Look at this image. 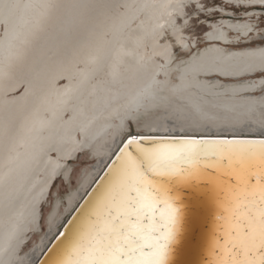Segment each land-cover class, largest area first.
<instances>
[{
	"label": "bare ground",
	"instance_id": "1",
	"mask_svg": "<svg viewBox=\"0 0 264 264\" xmlns=\"http://www.w3.org/2000/svg\"><path fill=\"white\" fill-rule=\"evenodd\" d=\"M133 1L77 0L73 5L72 12L67 16L64 14L53 30L47 29L49 37L55 35V39L53 37L49 39L47 36L48 42L61 40V45H66L67 50L72 49L74 45L78 46L71 51L70 56L73 57L69 68V78L68 80H58L59 82L56 81L53 84L48 83L50 79L48 74L39 79H34V81L43 83V86L37 90L30 100L28 99L27 105L17 112L16 118L14 117L15 127L12 137L15 138L12 139L13 146L11 148L8 149L10 140L3 141L4 137L0 134V145L3 142L4 149H8L0 153V159L13 155L19 158H16V163H12L11 166L26 161L27 157L21 156L20 149L14 151L13 147H17V145L24 146L29 138L25 139L23 136L30 135L38 125H44L47 131L50 129L54 132L57 131L53 139L58 140L61 135L66 144L62 145L63 151L75 149L72 155L88 153L92 157V162H96L88 169L89 172L86 171L81 177L79 183L85 179L86 186L79 199L68 205L70 210L65 216L63 215L64 217L62 214L57 215V217L61 216L60 219H63L61 226L97 179L106 163L111 159L121 142L122 136L126 133L124 132L126 126H123V124L128 119L136 124L138 129L136 132H138L141 130L137 126L138 121H150L159 115L167 118L172 116L174 112L181 111L183 113L181 119L173 120L170 125L166 124L162 127L172 131L176 129L175 131L179 132L187 131L209 135L208 137H212L210 134H222L221 136L264 134V75L256 80H242L250 78L256 73H264V45L241 50L229 51L225 49L223 46L238 45L240 43L239 39L247 36L248 30H244L239 25L220 21L215 23L217 25L211 26V23L206 25L208 31L202 36L201 42L208 46L196 50L198 40L189 39L184 34V27L178 25L179 21L177 24L171 25L175 20L173 13H176L179 9H185V4L190 6V1L194 2L193 0H183L184 6L182 8L180 0H138L136 3ZM23 5L24 0H0V23H3V25H0V37L3 36L6 30L7 20L5 17L9 19L17 15L20 16L16 9H22ZM142 5L149 11H155L156 14L161 13V17L156 15L157 18L153 22L147 18L144 24V22L141 23L144 19L142 20V16H140L137 19L138 21L131 22L119 34L121 31L118 30L120 28L119 24L123 23L124 17ZM82 9H90L89 13H96L95 20L105 18L99 25L97 22H90L93 26H97L93 37V40H96L93 48L101 51L117 41L115 51L118 53L127 52L128 54L129 58H125V62L123 61L121 64L125 69L119 67V71L114 76V81H117L114 83V88L109 85L107 78V75H110L108 69L110 70L113 67V60H109L106 69L95 74L89 81L86 72L90 70V67L83 66L82 62H79V64L72 63L77 59H89L93 54V51L88 49L87 44L82 45V49H80L82 42L85 40L83 36L85 30H80V36L72 43V46L70 42L77 35L74 34L71 37L72 32L75 31H73L74 19ZM102 9H105V11L99 13ZM25 10H22L24 14L19 17V20L20 18H22V21L24 20L27 15ZM55 10H46L43 15L38 17V20L36 19L34 30L30 31L29 38L26 37L22 40L17 50L32 51L31 49L38 47L40 36L44 33H42V29L50 25ZM149 11L147 15L150 17L152 11ZM139 23H141L140 26ZM166 23L171 26L172 31L177 32L176 41L170 38V35L163 37V39L159 38L162 34L166 36L167 31L171 33L169 30H166V32L161 30L157 37L148 39L137 34L139 30L142 33L152 27L155 29L164 27ZM19 24L20 21L16 24V27ZM106 29H109V31L100 35ZM121 40L126 42V48L124 49L119 47ZM66 41L70 43L67 44ZM137 42L139 44H134ZM171 42L175 43L181 54L187 55L185 59L178 63H175L176 56L171 48ZM164 52H168L167 55L163 56ZM158 56L161 58H158ZM64 60L60 63L62 67L66 64V60L65 62ZM13 61L10 60L8 63L12 64ZM28 62L29 59L21 68L27 67ZM46 62L50 63L48 60ZM50 64H48L49 67ZM193 73L197 74L198 77H192L191 74ZM61 76L58 75L56 78H61ZM12 78L14 79V77ZM12 78L8 79L5 78V75H1L0 87L1 85L6 86L8 83V85L13 84L15 79ZM86 78L87 84L85 82ZM204 84L208 87L205 88ZM24 92V87H18L14 93L5 96L3 100L18 102L22 100ZM257 94L259 95L257 96ZM0 102H2L1 97ZM183 102L185 105H183ZM68 108L74 110V115L73 113L71 115L70 111L65 113ZM42 111L44 112L42 113ZM69 117L72 119H69ZM153 121L156 122V119ZM19 122H25V126L23 129H19L18 132L16 130ZM173 124L177 127L173 128ZM146 129L143 130L147 132ZM114 136L117 137L118 141L113 145L111 139ZM70 155L65 156L64 159H57L54 154H45V158L42 155L44 159L41 157L42 159L37 160L40 165H45L52 175L46 183L35 188L33 194L44 190L52 182L56 173L62 171L60 177L68 174L69 170L67 166L65 167V161L71 157ZM62 168L64 169L62 170ZM2 172L3 169H0V174ZM40 178L38 174L33 177L35 182H39ZM27 206V203L23 204V209H25L22 220L23 225L13 224L9 241L18 233L21 227H24L25 231H30V225H27ZM4 213L5 211L2 212V214ZM59 229L60 227L54 233H57ZM51 239L52 235L46 234L29 254L21 258L15 256L18 262H13V264H30L34 256H36L34 259L36 261Z\"/></svg>",
	"mask_w": 264,
	"mask_h": 264
},
{
	"label": "snow or ice",
	"instance_id": "2",
	"mask_svg": "<svg viewBox=\"0 0 264 264\" xmlns=\"http://www.w3.org/2000/svg\"><path fill=\"white\" fill-rule=\"evenodd\" d=\"M137 126L43 264H180L193 244L202 264H264V139Z\"/></svg>",
	"mask_w": 264,
	"mask_h": 264
},
{
	"label": "water",
	"instance_id": "3",
	"mask_svg": "<svg viewBox=\"0 0 264 264\" xmlns=\"http://www.w3.org/2000/svg\"><path fill=\"white\" fill-rule=\"evenodd\" d=\"M76 1L77 0H24V5L22 6V9H26L25 11H27V15L25 16L24 20L17 26L15 31L14 32L12 31L13 33L9 37H7V40H5L3 48L0 51V76L5 75V78L9 79L14 77L15 79V82L13 84L6 86L1 85L0 87V97L2 98V102H0V107H1L0 134L4 137L3 141L10 140L9 141L10 143L8 142L9 143L8 149L9 147L11 148V146H13L11 142L13 141L12 139L14 137V136L12 137V135L14 134L13 131L15 127L14 117L16 118L17 112L20 109H22L25 105H27L28 99L30 100L31 97H33V95L37 92V90L41 89L43 86V83L34 81V79H39L48 74L50 76L48 83L53 84L58 80H68L69 78V68L71 65L70 64L72 60L71 58L73 57L70 56L71 51L72 49H76L78 46L74 45L72 49L67 50L66 45H61L62 43L61 40L59 41L51 40L50 42H48L47 38L49 37V33L47 29H49L50 31L51 29L53 30V28H55L58 21L63 17L64 14L65 16H67L70 12H72L73 5L75 4ZM136 1L138 0H134L133 2L136 3ZM143 5L137 9H134L132 13L130 14L128 13L127 16L124 17L123 23L121 22L122 24L121 23L119 24L120 28L118 30H121L119 34L122 31H124L131 22L138 21L137 19L140 16H142V20L144 19V21H142L141 23L144 22L145 24L147 18L148 20L150 19V21L153 22V20H155L157 17L161 15V13L156 14L155 11L152 10L149 11L148 9H145V6ZM51 9L54 10L56 9L55 12L53 13L54 15L52 14L53 20L52 22H50L49 26L43 27L42 33L43 32L44 33L40 36L38 47L37 46L34 47V49H31L32 51L17 50L18 45H21L20 43L22 42V40L26 39V37H28L29 34H31L30 31L34 30L38 17L40 15H43L46 10H51ZM184 10L185 9H179L176 13H173V16H175V20L171 23V25L172 24L175 25L177 24L178 21H180V23L178 24L180 27L182 28L184 27V29L185 27H187L188 24H185L184 21L188 19L184 18ZM103 11H105V9H102V11H100L99 13H102ZM148 11L149 12L152 11L150 13V17L149 15H147L149 14ZM216 11H218L223 17L225 15L228 18H231V15H229L224 11L222 12H220L219 10ZM89 12L90 9H82L81 12L76 17L78 20L76 18L74 19L75 24H73L74 25L73 31L74 30L75 31L72 32L71 37H73L74 34L77 35L72 40H70V42L72 46V43L75 42L77 38L80 36L79 34L81 33L80 30H85L83 35L85 40L84 42H82L80 49H82V45L87 44V46H89L88 49L93 51V54L89 59L86 60L77 59L75 61L76 63L74 61L72 63L79 64V62H82L81 64H83V66L90 67V70L86 72L89 81L92 77H94L95 74L99 73L103 69H106L107 62L109 60H113L114 61L113 67L110 70L108 69L110 75L109 76L107 75V78L109 81L108 82L109 85L114 88L115 87L114 83L117 82L114 81L115 80L114 76L119 71V67L121 68L123 67V65L121 66V64L125 60V58H129V57L127 52L118 53L115 51V44L117 41L116 42L114 41L109 47L101 51L100 49L96 50L97 48H93V46L95 45L94 41H96L93 40V37L95 35L97 26L96 27L93 26L90 22L92 21L97 22V24L99 25L100 22L105 20V18L101 20H95L94 18L97 16V14L89 13ZM254 14H260L264 16V11L251 10L243 15V19L245 15L249 16ZM251 17L253 16H250V18ZM141 23H139V26L141 25ZM0 25H3V23L1 22ZM109 29H106L100 35L105 34V32L109 31ZM161 30H164L165 32L166 30H169L171 33L167 31L166 36L162 34L161 36H159V38L163 39V37H167L168 35H170L169 37L173 38V40L176 41L177 32L172 31L171 26L168 25V23H166L164 27H158L156 29L152 27L146 31H143L142 33L140 32L141 30H139L138 31L139 33L137 34L140 37L142 36L143 38H147V39L150 37L155 38L161 33ZM51 37L55 39V35L50 36L49 39ZM70 42L66 41L67 44H69ZM138 42L140 43V41ZM138 42L134 44H139ZM119 43H120L119 47L121 49L126 48L125 41L121 40ZM171 48L173 49V52H174V48L178 50V47L175 45L174 42H171ZM77 51L79 50L77 49ZM167 53L164 52L162 55L163 56L165 54L167 55ZM158 58L161 57L158 56ZM27 59H29L27 67L24 66L22 69L21 66L25 64ZM64 59L66 60V64H64L62 67V64L60 63ZM10 60H14L12 64L8 63L10 62ZM46 60H48L51 64L47 63ZM48 64H50V67ZM123 69L125 68L123 67ZM58 75H62L61 78H56ZM86 81L87 78L85 82ZM18 87H24L25 90V92L23 93L22 100L18 102H7L3 100L5 96L14 93V91L17 90ZM68 111L71 112V115L72 113L74 115V110L72 111L71 108H68L66 109L65 113H67ZM43 112L44 111H42V113ZM71 117H69V119H72ZM24 123L19 122L16 131L19 132V129H23V127L25 126ZM56 133L57 131L54 132L51 129L48 131L45 130L44 125H38L35 131L31 132L30 135L26 134L25 136H23L25 139L29 138L28 141L25 142L24 146L17 145V147L16 146L13 147L14 151H16L18 148L20 149L19 152L21 151L22 154L21 156L27 157L26 161H24L21 164H16L11 166L12 163H16L17 159H19L17 157H14L15 155L4 159L2 158V160L0 159L1 160L0 169L1 170L3 169L2 174H0V214H1L0 219L3 220V221L0 220V264H9V263L13 264L15 256L18 255L22 246L25 244L28 235L33 231V229L36 228V225L38 224L40 219L41 207L47 201L54 183L61 175L62 171L56 173L52 182L49 183L44 190L39 191L36 194H33L35 188H38L42 186L44 183H46L51 178L52 175V173H50L49 170L46 169V166L40 165L37 160L40 159L42 155H44L45 158V154L46 155L54 154L55 158L57 159H64L65 156L71 154L70 155L71 157H69L65 161V167H66L71 161H73L78 156V154L72 155L75 149L71 151L68 150L63 151L62 145L63 144L66 145V144L61 138V135L58 140L53 139ZM221 135L222 134H210V136H212L211 138H228V139L236 138V139H252V140L264 139V134L239 135V136L236 134L231 136L229 135L221 136ZM204 136L208 137L209 135H204ZM4 147L5 145L2 142L0 145V153L8 150L7 148L4 149ZM114 153L111 159H109V161L106 163L101 173L98 175L97 179L87 190L86 194L81 198L75 209L72 211V213L69 215V217L66 219V221L63 223V225L60 227V229L57 232L67 231L68 227L70 226V222L79 214L80 206L84 205L87 202V200L90 198L93 190H95L102 184L103 182L102 178L104 177L105 173H107L110 170L109 167L107 166L111 163V160L115 159ZM64 168H62V170ZM37 174L41 177L39 182H35L33 179V177ZM24 203H27L28 205L27 225H30V231L29 230L25 231L26 229H24V227L23 228L21 227L18 233L14 235V237H12L11 240L9 241V235L13 231V224L17 223L23 225L22 220H23V214L25 213V209H23ZM3 211H5L4 214H2ZM56 243L57 241L52 238L50 243L46 246L40 257L36 261H39L40 264H43L45 260H48L50 257L49 250L52 249ZM178 260L180 261V264H202L201 256L198 250L196 249L195 244L189 246L178 257Z\"/></svg>",
	"mask_w": 264,
	"mask_h": 264
},
{
	"label": "rangeland",
	"instance_id": "4",
	"mask_svg": "<svg viewBox=\"0 0 264 264\" xmlns=\"http://www.w3.org/2000/svg\"><path fill=\"white\" fill-rule=\"evenodd\" d=\"M200 6L202 9H195L192 6V7H186L184 10V18L188 19V25L184 30V34L189 39L191 38V39L198 40V47L196 50H201L204 47L208 46L206 44H202L201 42L202 36L204 35V33L207 32V28L205 26L208 23H212L211 26L217 25L215 24V22H218L220 19L223 18L221 14H218L215 12L216 10H219L220 12L224 11L228 13L229 15H231V18L229 19L236 20V21L244 20L243 15L251 10L264 11V9H259V8L257 9L256 8L243 9L241 7L233 8L232 4H223L220 2V0H203ZM16 10L20 16L24 14V11L22 12L23 9H16ZM20 16L17 15L9 19L5 17V19L7 20L6 30L4 31L3 36L0 37V49L3 47L5 40H7V37H9L17 28L16 24H18L19 21L20 23L22 22V18H20L19 20ZM260 18L261 19L257 22L258 28L264 29V16ZM246 20L254 21L256 20V18L251 17ZM178 23H180V21ZM263 45H264V36L262 37L261 40H258L252 43L241 42L238 45L223 46V47L231 51V50H241L245 48H255V47H259ZM196 50H194V52H196ZM174 55L176 56L175 63H178L187 57V55L181 54L180 51L177 50L176 48H174ZM263 75L264 73H256L254 76L250 78H244L242 80H245V81L256 80L257 78H262ZM191 76L194 78L198 77V75L195 73L191 74ZM203 86L205 88L208 87L206 84H204ZM258 95L259 94H257V96ZM183 105H185L184 102H183ZM182 116H183V113L181 111H178V112L176 111V113L174 112L172 116L170 117L166 118V117L159 115L154 119H156V123L160 124L161 126H164L166 124L170 125L173 120L181 119ZM153 120H150V121H153ZM145 121H149V120H145ZM128 125H131V131L136 132L138 130L136 128V124L133 123L131 119H128L123 124V126H126V130L125 131L123 130L124 132H127L129 130ZM163 129L164 127L161 128V130ZM146 130L148 131V129ZM111 141L114 145L115 142L118 141V139L116 136H114L111 139ZM94 159L95 157L93 158V161ZM95 164L96 162H92L91 155H89L88 153H83V154H79L73 161H71L67 165V168L69 170L68 174L65 176L59 177L57 181L54 183L47 201L41 207L40 219H39L38 224L36 225V228L33 229V231L28 235L25 244L22 246L21 250L19 251L17 255L18 257L16 256V258H21L29 254L33 249H35L36 245L39 244L40 240L46 234L52 235L56 231L57 227L52 228L51 232L49 231L50 219L55 218L57 225H60L62 223L63 219H60L61 216L57 217V215L62 214V216L63 215L65 216L70 210V208L68 209V205L71 202H74L75 200L79 199V197L82 194V191L84 190L86 186V182L84 181L85 179H83L81 183H79L81 180V177L84 175V173H86V171L89 172L88 169H90L91 166ZM16 258L14 262H18ZM35 258L36 256H34L33 260H31V263L34 261Z\"/></svg>",
	"mask_w": 264,
	"mask_h": 264
},
{
	"label": "flooded vegetation",
	"instance_id": "5",
	"mask_svg": "<svg viewBox=\"0 0 264 264\" xmlns=\"http://www.w3.org/2000/svg\"><path fill=\"white\" fill-rule=\"evenodd\" d=\"M193 1L194 2L190 1V3H191L190 6L185 5V8L193 6L195 9H202L200 6V3H202L203 0H193ZM220 2L223 4H232L233 8L241 7L243 9H251V8L264 9V3H262L261 0H220ZM215 12L220 14L218 11H215ZM250 16L255 17L256 20H254V21L246 20L247 18H250ZM260 17H262V15H260V14H254V15H249V16L245 15L244 20L236 21V20L229 19L227 16H224L218 22L222 21V23L235 24L237 26L239 25L244 30H248L247 36L241 37L239 39V42L240 43L241 42L252 43V42L261 40L262 37L264 36V29L258 28V25H257V22L261 19ZM215 23H217V22H215ZM205 27L207 28V26H205ZM207 31H208V29H207ZM253 35H254V37H253Z\"/></svg>",
	"mask_w": 264,
	"mask_h": 264
}]
</instances>
